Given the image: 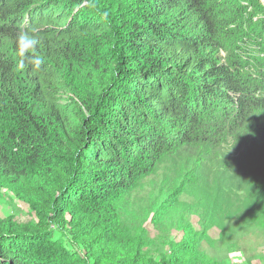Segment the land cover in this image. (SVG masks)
Wrapping results in <instances>:
<instances>
[{"label":"trees","instance_id":"obj_1","mask_svg":"<svg viewBox=\"0 0 264 264\" xmlns=\"http://www.w3.org/2000/svg\"><path fill=\"white\" fill-rule=\"evenodd\" d=\"M0 177L40 212L0 221V264H196L190 247L148 257L125 215L188 186L207 230L264 222V4L0 0Z\"/></svg>","mask_w":264,"mask_h":264},{"label":"rangeland","instance_id":"obj_2","mask_svg":"<svg viewBox=\"0 0 264 264\" xmlns=\"http://www.w3.org/2000/svg\"><path fill=\"white\" fill-rule=\"evenodd\" d=\"M261 2L264 4L263 0ZM227 150L236 154L232 145ZM241 154L242 152L237 156ZM153 180L160 181V178ZM186 188L190 192L189 195L184 194L178 200L176 192H173L165 199L158 213L160 201L154 209L152 201L148 198L144 199L138 207L133 206V201L127 208L125 215H130L129 223L145 233L142 238L145 237L144 240L150 245L145 249L148 257L160 260L174 255L179 258L183 257L184 251L190 247L194 251V256L190 260L196 259V264H264V222H253L252 219L256 214L244 212L241 218L237 216L229 219L222 228L213 227L207 230L200 225L201 210L195 207L196 198H202L204 194L198 190L193 191L190 186ZM140 194L141 192L136 195L141 197ZM215 201L216 197L212 195L209 198L208 210L214 207ZM202 212L204 222L207 223V219L210 220V213ZM154 213L158 215L155 222ZM39 215L37 208H33L24 200L20 192L12 189L8 182L0 177V221L11 219L21 224L37 223L40 221ZM191 226L195 229L194 235L186 238L185 250L181 249L174 254L173 245L185 240L186 229ZM52 229L58 233V237L70 250H74L69 234L55 226ZM152 242L158 244L155 245ZM189 264H195V262L190 261Z\"/></svg>","mask_w":264,"mask_h":264},{"label":"clouds","instance_id":"obj_3","mask_svg":"<svg viewBox=\"0 0 264 264\" xmlns=\"http://www.w3.org/2000/svg\"><path fill=\"white\" fill-rule=\"evenodd\" d=\"M37 44L38 40L29 34H22L18 38V51L22 57L21 67H23L24 61H27L32 65L33 71H39L41 69L43 60L38 55H35Z\"/></svg>","mask_w":264,"mask_h":264}]
</instances>
